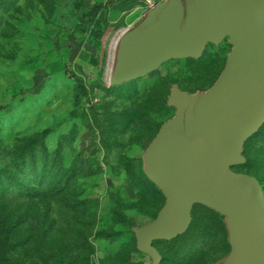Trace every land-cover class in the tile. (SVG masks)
<instances>
[{
    "label": "rangeland",
    "instance_id": "rangeland-1",
    "mask_svg": "<svg viewBox=\"0 0 264 264\" xmlns=\"http://www.w3.org/2000/svg\"><path fill=\"white\" fill-rule=\"evenodd\" d=\"M162 1L0 0V264L154 263L137 230L166 199L145 154L176 114L172 91L207 95L236 48L225 36L112 85L118 40ZM94 2L108 5L91 21ZM250 138L232 170L264 199V128ZM226 220L194 204L184 232L152 242L156 264H213L230 250Z\"/></svg>",
    "mask_w": 264,
    "mask_h": 264
},
{
    "label": "water",
    "instance_id": "water-1",
    "mask_svg": "<svg viewBox=\"0 0 264 264\" xmlns=\"http://www.w3.org/2000/svg\"><path fill=\"white\" fill-rule=\"evenodd\" d=\"M229 36L236 48L213 89L175 90L176 114L149 146L144 167L166 203L137 230V247L159 260L155 240L185 231L196 203L227 216L229 252L213 264H264V199L259 183L232 167L264 125V0H163L116 44L111 84L143 77L171 58H197L207 42Z\"/></svg>",
    "mask_w": 264,
    "mask_h": 264
},
{
    "label": "trees",
    "instance_id": "trees-1",
    "mask_svg": "<svg viewBox=\"0 0 264 264\" xmlns=\"http://www.w3.org/2000/svg\"><path fill=\"white\" fill-rule=\"evenodd\" d=\"M107 5L108 4H105V3H95V2L92 3L90 8H89V12H88V16L90 17V20L94 21L98 17V15L100 14V12L107 7ZM79 89L83 90V88L81 86H79ZM4 109H5V107H0V110H4ZM263 128H264V125L260 128V130L258 132H260ZM249 140H247L245 142L244 146L249 142Z\"/></svg>",
    "mask_w": 264,
    "mask_h": 264
}]
</instances>
